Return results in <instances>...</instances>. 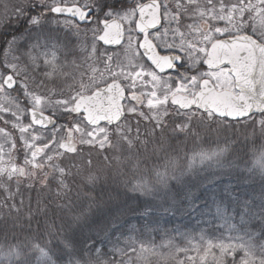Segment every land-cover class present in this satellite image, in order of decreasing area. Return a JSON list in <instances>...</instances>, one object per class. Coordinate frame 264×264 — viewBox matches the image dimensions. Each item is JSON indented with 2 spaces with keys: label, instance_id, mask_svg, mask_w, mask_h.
<instances>
[{
  "label": "snow or ice",
  "instance_id": "snow-or-ice-1",
  "mask_svg": "<svg viewBox=\"0 0 264 264\" xmlns=\"http://www.w3.org/2000/svg\"><path fill=\"white\" fill-rule=\"evenodd\" d=\"M0 264H264V0H0Z\"/></svg>",
  "mask_w": 264,
  "mask_h": 264
},
{
  "label": "trees",
  "instance_id": "trees-1",
  "mask_svg": "<svg viewBox=\"0 0 264 264\" xmlns=\"http://www.w3.org/2000/svg\"><path fill=\"white\" fill-rule=\"evenodd\" d=\"M245 143H248V147L245 148ZM259 143V141H257ZM224 146V139L223 137L217 139L215 136L213 137H203L200 141H188L187 143H184L180 145L179 150V159L180 164L182 167L187 168L188 165V157L192 155L193 152L199 151L201 148L204 149H211L216 148L217 146ZM236 151L235 152H229L225 160L226 161H236V163L240 166L237 169V174H239L245 165V162H247L248 166H251L250 161V148L252 147L251 143L246 142L244 140V137L240 138V143L236 144L235 146ZM245 153H248V155H245ZM240 157V159H237V157ZM153 163L159 164L162 163V161H153ZM152 165L149 164L148 167L150 168ZM220 171H229V169L224 170H217L218 174ZM207 170L205 169L204 165H201L199 163L193 165L192 172L185 176L184 179L186 181H194L199 177L206 176ZM243 177L247 178L249 177V173L246 171L243 172ZM129 180H133L135 177L129 171V175L126 177ZM236 175L228 176L223 175L219 177V183L221 184H228L231 183L233 185L236 184ZM261 184V177L259 175H255L251 177V180L245 179L244 183L242 184V187H254L256 191H259V186ZM87 193V189L85 190V194ZM117 193L119 194V200L126 203V206L130 208L132 211H129V213L123 218L125 221V224H142L144 221L143 219L136 214V210L139 208H143L145 200H148L150 198L140 196L139 193H132L128 192L126 189H124L122 186L117 188L115 184H113L111 181H108V183H105L103 179L101 180L99 186L97 187L96 191L93 193L96 197H103L105 201L108 200L109 195L115 197L117 196ZM88 201L83 200L82 206L84 208H87ZM215 211V208L212 210ZM197 217H180V216H171V215H164L161 224L164 228L171 230V235L176 236L175 229L179 228L180 232H198L200 228H206L207 225L204 223H200L197 225ZM200 219H207V217L200 218ZM216 223H219L217 221ZM155 235V234H153ZM156 239H159V236H156ZM183 258V257H182Z\"/></svg>",
  "mask_w": 264,
  "mask_h": 264
},
{
  "label": "flooded vegetation",
  "instance_id": "flooded-vegetation-1",
  "mask_svg": "<svg viewBox=\"0 0 264 264\" xmlns=\"http://www.w3.org/2000/svg\"><path fill=\"white\" fill-rule=\"evenodd\" d=\"M106 47H116V46H106Z\"/></svg>",
  "mask_w": 264,
  "mask_h": 264
},
{
  "label": "rangeland",
  "instance_id": "rangeland-1",
  "mask_svg": "<svg viewBox=\"0 0 264 264\" xmlns=\"http://www.w3.org/2000/svg\"><path fill=\"white\" fill-rule=\"evenodd\" d=\"M198 163V162H197ZM197 163H195V164H197Z\"/></svg>",
  "mask_w": 264,
  "mask_h": 264
}]
</instances>
